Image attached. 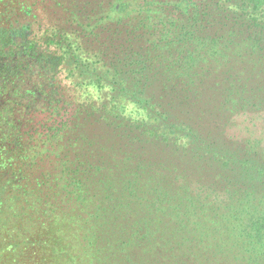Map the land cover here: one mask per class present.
<instances>
[{"label": "trees", "instance_id": "obj_1", "mask_svg": "<svg viewBox=\"0 0 264 264\" xmlns=\"http://www.w3.org/2000/svg\"><path fill=\"white\" fill-rule=\"evenodd\" d=\"M263 112L264 0H0V264H264Z\"/></svg>", "mask_w": 264, "mask_h": 264}, {"label": "rangeland", "instance_id": "obj_2", "mask_svg": "<svg viewBox=\"0 0 264 264\" xmlns=\"http://www.w3.org/2000/svg\"><path fill=\"white\" fill-rule=\"evenodd\" d=\"M24 25L27 26L26 27L27 34H31L32 31L33 32L38 31L37 24L31 19L25 21ZM15 37L20 38L21 35ZM239 123H240V127L243 129L244 132L253 131L257 135H261V134L264 135V112L258 115L241 116V118H239ZM4 258H6V256H4Z\"/></svg>", "mask_w": 264, "mask_h": 264}]
</instances>
